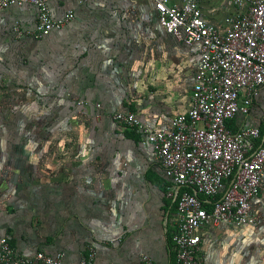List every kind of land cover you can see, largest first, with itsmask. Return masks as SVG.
I'll use <instances>...</instances> for the list:
<instances>
[{"label": "crops", "instance_id": "crops-1", "mask_svg": "<svg viewBox=\"0 0 264 264\" xmlns=\"http://www.w3.org/2000/svg\"><path fill=\"white\" fill-rule=\"evenodd\" d=\"M198 2L204 16L221 27L235 11L229 0ZM48 3L55 18L72 10L74 19L41 41L24 36L13 40L16 23L33 27L37 12L31 4L6 8L0 11V51L39 48L40 43L41 48L66 51L68 58L72 52L73 61L83 53L80 63L95 76L87 82L69 79L65 91L78 95L72 107L88 115L94 147L69 152L82 161L79 167L67 163L65 179L18 184L13 197H0V237L10 234L11 244L28 256L39 250L63 251V264L77 263L90 245L92 264H175V202L165 195L170 181L145 137L112 115L129 109L144 121L167 127L174 114L190 105L198 53L162 29L152 0ZM80 100L86 103L78 105ZM242 126H257L264 137V87L249 112L229 122L233 130ZM79 138L84 147L86 137ZM252 205L258 226L221 224L204 230L206 264H264V193ZM144 255L149 261L142 260Z\"/></svg>", "mask_w": 264, "mask_h": 264}, {"label": "built area", "instance_id": "built-area-1", "mask_svg": "<svg viewBox=\"0 0 264 264\" xmlns=\"http://www.w3.org/2000/svg\"><path fill=\"white\" fill-rule=\"evenodd\" d=\"M231 1L235 11L221 27L204 16L198 0H152L162 29L198 53L190 105L174 114L167 127L129 109L112 115L145 137L170 181L165 195L175 202V264H206L201 244L207 228L260 223L252 202L264 193V137L257 126L233 130L229 122L247 114L264 87V0ZM24 4L33 5L37 16L31 28L16 23V37L43 38L75 17L68 10L55 18L48 0H0V11ZM10 240L8 233L0 237V264H63V251L28 256ZM93 259L90 245L75 264H92Z\"/></svg>", "mask_w": 264, "mask_h": 264}, {"label": "rangeland", "instance_id": "rangeland-1", "mask_svg": "<svg viewBox=\"0 0 264 264\" xmlns=\"http://www.w3.org/2000/svg\"><path fill=\"white\" fill-rule=\"evenodd\" d=\"M39 46L37 53L35 45H25L21 51H0V190L4 187L0 197L6 200L13 197L11 190L18 184L41 183L44 179L49 183L52 176L65 179L67 163L79 167L82 161L69 152L92 145L88 115L74 111L73 99L78 95L65 90L69 79L87 82L95 74H89L91 71L80 63L83 53L73 61L72 52L68 51V58L66 51ZM80 136L86 137L84 147Z\"/></svg>", "mask_w": 264, "mask_h": 264}]
</instances>
